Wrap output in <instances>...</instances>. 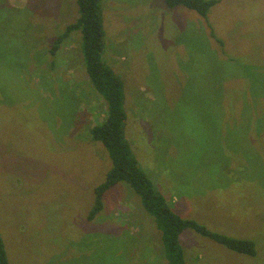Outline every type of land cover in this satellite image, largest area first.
Wrapping results in <instances>:
<instances>
[{
  "label": "rangeland",
  "instance_id": "1",
  "mask_svg": "<svg viewBox=\"0 0 264 264\" xmlns=\"http://www.w3.org/2000/svg\"><path fill=\"white\" fill-rule=\"evenodd\" d=\"M103 57L124 82V135L183 218L255 243L249 256L191 228L188 264H264V0L206 17L164 0H101ZM76 0H0V234L9 264H167L153 217L124 182L86 216L111 160L89 129L106 104L72 32ZM53 63V65H52Z\"/></svg>",
  "mask_w": 264,
  "mask_h": 264
},
{
  "label": "trees",
  "instance_id": "2",
  "mask_svg": "<svg viewBox=\"0 0 264 264\" xmlns=\"http://www.w3.org/2000/svg\"><path fill=\"white\" fill-rule=\"evenodd\" d=\"M220 0H164L169 8L184 6L206 17L208 10ZM78 16L74 22L65 25L50 43L47 50L54 56L61 44L72 32H80L79 47L85 71L92 87L106 104V116L90 127L92 140L100 141L111 160L105 179L94 189V203L87 213L91 221L103 207L104 193L119 182L130 186L139 197L141 206L153 217L167 264H188L185 261L179 236L191 228L201 236L224 245L228 249L254 256L255 243L246 238H233L207 229L195 220L183 218L169 205L165 197L153 185L139 166L136 157L124 135L126 112L124 110V82L103 57L105 49V28L101 0H76ZM53 65V63H52ZM0 264H9L5 245L0 234Z\"/></svg>",
  "mask_w": 264,
  "mask_h": 264
}]
</instances>
